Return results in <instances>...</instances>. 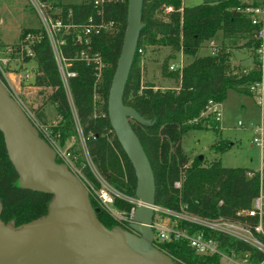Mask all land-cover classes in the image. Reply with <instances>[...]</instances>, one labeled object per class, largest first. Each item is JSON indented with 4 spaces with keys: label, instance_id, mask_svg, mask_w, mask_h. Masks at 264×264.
<instances>
[{
    "label": "trees",
    "instance_id": "trees-1",
    "mask_svg": "<svg viewBox=\"0 0 264 264\" xmlns=\"http://www.w3.org/2000/svg\"><path fill=\"white\" fill-rule=\"evenodd\" d=\"M41 1L51 3V0ZM52 6L60 10L56 16L65 22L85 24L93 17L96 22L115 24L114 29L92 37L88 46L74 45L72 34L66 37L64 55L68 59L76 58L71 70L77 76L70 81L73 106L62 86L46 37L29 45L33 56H28L25 51L23 61L36 64L33 85L48 91L46 103L55 109L57 115V122L51 125V131L53 135L59 136L61 146H66L78 135L79 126L89 157L99 174L119 192L135 198L136 176L111 129L107 110L109 90L127 26L128 0H104L98 7L95 6V0H82L81 4L76 5L54 3ZM166 7H172L173 12L165 14ZM246 7L243 0H224L192 8L185 7L183 0H144L145 27L126 86L124 102L144 119L151 121L148 127L135 122H132V126L153 168L157 206L173 211L184 208L206 219L247 222L256 226L260 222L259 218H250L244 212L250 210L254 201L264 192V170L254 172L242 168H225L217 160L205 166L204 159L192 160L182 147L183 138L190 131L219 130L213 115L203 116L210 101L221 104L230 90L252 95L250 86L262 79V72L254 57V51L259 45L257 28L249 15L242 11ZM218 32H222L223 41L216 53L199 57L203 44L213 40ZM41 33V28L25 29L14 46H18L20 51L19 42H23L29 34ZM240 40H245L244 47L252 50L255 65L253 70L239 75L230 71L228 49L235 47ZM148 48H170L192 59L182 74L177 72L180 76L178 90L161 91L152 85L142 84V55L139 51L144 52ZM84 50L98 54L106 65L100 81L95 66L79 59ZM0 79L9 89L1 75ZM96 96H99L98 100ZM19 100L26 109L23 101ZM26 111L29 112L28 109ZM37 118L43 122L44 112H38ZM74 148L75 145L72 147L73 154L77 165L81 167L84 162L79 160ZM228 148L229 144L224 142L212 146L217 154L224 153ZM80 154L83 155V151ZM57 162L61 163L59 159ZM83 174L96 188L100 187L88 167L83 169ZM249 174L252 176L249 177ZM176 183H180L179 188ZM90 198L93 207L98 210L99 220L107 228L122 226L101 207L92 193ZM51 200L50 195L20 188L18 175L9 160L4 137L0 132L2 220L16 228L20 227L47 215ZM115 207L129 214L133 205L116 200ZM179 225L188 228L191 233L202 230L187 223ZM262 225L264 229V216ZM205 232L210 236L208 231ZM213 237L219 244L220 254L200 255L185 240L156 244V247L172 257L177 264H221L222 257L232 252L248 254L252 264H263L264 254L252 246L219 233H213Z\"/></svg>",
    "mask_w": 264,
    "mask_h": 264
},
{
    "label": "water",
    "instance_id": "water-1",
    "mask_svg": "<svg viewBox=\"0 0 264 264\" xmlns=\"http://www.w3.org/2000/svg\"><path fill=\"white\" fill-rule=\"evenodd\" d=\"M143 8L144 0H128L124 41L107 102L111 129L137 180L139 206L133 223L129 229H109L99 220L83 180L57 162L55 150L0 79V132L20 188L52 196L47 215L17 228L2 220L0 202V264H177L155 246V175L132 126L148 127L151 121L124 102L145 27Z\"/></svg>",
    "mask_w": 264,
    "mask_h": 264
},
{
    "label": "built area",
    "instance_id": "built-area-1",
    "mask_svg": "<svg viewBox=\"0 0 264 264\" xmlns=\"http://www.w3.org/2000/svg\"><path fill=\"white\" fill-rule=\"evenodd\" d=\"M28 1L41 23L42 33L39 35L29 34L25 40L21 42V50L18 51V55H21L22 60L25 51L28 56H33L29 45L46 37L56 62L62 86L66 92L71 106H73L70 81L77 76V73L71 70L72 63L74 60H76V58L68 59L64 55L63 47L67 44L66 37L72 34L74 45L88 46L92 37L99 36L103 31L114 29L115 24L113 22H96L93 17L89 18L85 24H73L69 21L65 22L61 17L56 16L60 14V12L58 9H54L50 3H45L41 0ZM103 1L104 0H95V6H100ZM164 11L169 14L173 12V8L166 7ZM242 11L249 15L252 24L257 28V38L259 40V45L254 51V57L259 69L262 72V79L253 83L249 90L251 94L258 98L260 108L262 113H264V0H262L257 6H248L243 8ZM210 46L212 48L211 53L214 55L218 49V46H216L213 41L210 42ZM12 51L13 50L9 48L6 50V57L0 56V75L7 82L12 95L20 102L19 97L16 95L13 86L11 85V82H13V76L16 74L10 68L11 61L13 60L11 54ZM139 53L142 55L143 50H140ZM183 56V53H181V58L174 65H171V72H178L182 74L184 68L186 67ZM79 59L87 62L89 65L92 64L95 66L98 72L97 78L98 81H100L102 78V71L106 67L102 61V58L98 54H90L84 50L80 53ZM20 78L27 80L30 78V75L24 74L21 75ZM155 89L164 91L161 88ZM98 99L99 96H96V100ZM27 113L39 130L40 135H42L41 137L46 140L55 150L56 158L59 159L61 163L66 164L78 177H82L84 179V183L87 186L89 192L92 193L101 207L106 210L115 220H117L122 225V227H130V225L133 223V213L139 206V201L136 199V197L132 198L119 192L99 174L97 168L89 157L85 145V138L80 127H77L78 135L71 139V141L63 147L59 142V136L53 135L51 126L40 123L34 118L32 114L29 112ZM208 114L213 115L214 120L219 123L221 118L220 104L210 101L203 116ZM250 129L254 132L252 144L256 147H259L264 153V122L258 125H251ZM77 139L83 143V155L87 160L86 164L83 163L81 167L77 165V161L72 150V147L76 144ZM69 144L70 146H68ZM85 167H88L91 170L100 186L99 188H96V186L84 176L83 169ZM248 176L251 177L252 174H249ZM176 187L179 188L180 183H176ZM116 200H121L133 205L129 214L119 211L115 207ZM244 214L250 218L258 217L260 222L258 225L252 226L247 222H232L224 219L211 220L193 215L187 212L184 208L181 211H173L156 205L154 207V219L152 224L155 246L156 244H165L185 240L200 255L210 256L220 254L219 244L213 237V233H219L244 242L264 254V229L262 225V218L264 216V192H262L260 196L254 201L252 208L248 211H245ZM165 220H171L172 223L167 224L165 223ZM180 223H187L192 226H197L202 228V230L191 233L188 228L181 227L179 225ZM205 231H208L210 236H208ZM240 255L244 257V263H247L249 259L248 254L232 252L229 254V259L232 262H235L234 258H237Z\"/></svg>",
    "mask_w": 264,
    "mask_h": 264
},
{
    "label": "rangeland",
    "instance_id": "rangeland-1",
    "mask_svg": "<svg viewBox=\"0 0 264 264\" xmlns=\"http://www.w3.org/2000/svg\"><path fill=\"white\" fill-rule=\"evenodd\" d=\"M224 0H183V5L187 8L203 4H212ZM254 1V0H253ZM261 2L262 0H256ZM50 3V2H49ZM76 5L81 4L82 0H51L52 4ZM60 12V10H59ZM166 14V12L164 11ZM41 28V23L31 8L28 0H0V47L8 44V47L0 50V56L6 57V50L11 48L12 58L10 68L16 73L13 76L11 85L16 95L23 101L26 109L36 120L51 126L57 122L55 109L46 103L48 91L38 89L33 85L35 77V62L25 63L18 55V46H14L25 29ZM216 46H220L223 41L222 32H218L213 40ZM205 42L198 56L204 57L211 55L212 48L210 42ZM246 41L240 40L235 47H229L230 71L235 74H243L254 69L255 59L252 50L244 47ZM21 42H19L20 46ZM2 51V52H1ZM5 52V54H4ZM20 58V59H19ZM24 58V55H23ZM181 58V53L170 48H148L141 58L140 68L142 74V84L152 85L154 88H161L164 91L178 90L180 76L177 72H171L170 67ZM187 66L192 59L183 56ZM29 74L27 80L21 79V75ZM26 89L22 91L20 86ZM44 112V121L37 118L38 112ZM221 118L218 123L219 130L215 129H196L190 131L182 142V147L186 155L192 160L203 157L204 165L209 166L214 161H220L225 168H242L254 172L262 171L264 167V153L259 147L252 144L254 132L250 129L251 125H258L264 122V113L259 105L256 96L242 94L235 90L227 92L226 98L220 105ZM218 142L229 144V148L224 153L217 154L212 150V146ZM70 146V144L68 145ZM75 152L79 155V160L86 164L87 160L80 152L83 151V143L76 140ZM121 211V210H119ZM171 224V220H165ZM227 254L222 257V264H252L250 259L244 263L242 255L230 261Z\"/></svg>",
    "mask_w": 264,
    "mask_h": 264
},
{
    "label": "crops",
    "instance_id": "crops-1",
    "mask_svg": "<svg viewBox=\"0 0 264 264\" xmlns=\"http://www.w3.org/2000/svg\"><path fill=\"white\" fill-rule=\"evenodd\" d=\"M243 3L244 4H246L247 6H257L260 2L259 1H256V0H243ZM8 47V44H5V46L2 48V47H0V50H2L3 49V51H4V49L5 48H7ZM219 47V46H218ZM2 52V51H1ZM21 88V90L22 91H25V87L24 86H22V84H21V86H20ZM221 105V104H220ZM262 170H264V167H263V169ZM231 261V260H230ZM232 262V261H231ZM222 264V263H221Z\"/></svg>",
    "mask_w": 264,
    "mask_h": 264
},
{
    "label": "flooded vegetation",
    "instance_id": "flooded-vegetation-1",
    "mask_svg": "<svg viewBox=\"0 0 264 264\" xmlns=\"http://www.w3.org/2000/svg\"><path fill=\"white\" fill-rule=\"evenodd\" d=\"M124 228L129 229V227H124Z\"/></svg>",
    "mask_w": 264,
    "mask_h": 264
}]
</instances>
